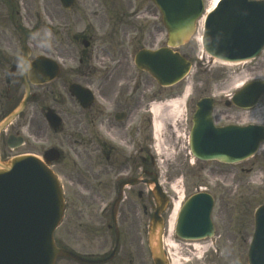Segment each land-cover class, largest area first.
I'll list each match as a JSON object with an SVG mask.
<instances>
[{
	"label": "rangeland",
	"instance_id": "374dc122",
	"mask_svg": "<svg viewBox=\"0 0 264 264\" xmlns=\"http://www.w3.org/2000/svg\"><path fill=\"white\" fill-rule=\"evenodd\" d=\"M109 1L117 7H128L132 2L133 6L130 9L133 12L144 9V13L147 15L138 13L142 14V17L136 20L130 19V21L132 23H142L149 29L150 33H154V40L152 38L149 40L152 46L158 44V47H162L165 45L166 34L161 24L158 23L160 21L159 13L155 8V11L152 9L153 4L149 0L140 3H135L133 0ZM209 2L211 0H204L205 4L210 5ZM120 9H118L117 17L115 19L112 17V19L110 16H112L113 11L103 6L100 7L98 22L104 24L111 21L120 22ZM10 12L11 8H8L5 4L0 5V27L2 28L0 33L3 32L4 34V36L1 34V40L7 43L9 47V49H6L4 45L5 48H1L4 55L15 54L18 51L22 53L21 42L17 39L16 27L9 18ZM16 12H19L20 15L17 16ZM13 13V20L16 23L20 18L25 29L31 27L36 33L34 48L31 47L33 50L32 57L43 55L58 58L62 61L64 59H76V55L71 54L69 48L62 47L60 44L61 19L64 12L56 0H16ZM85 22V20L79 19L74 21L73 24L80 29ZM154 25L157 27L156 30L153 28ZM159 29H162V32H159ZM96 33H99L98 30H96ZM118 35L120 36V34ZM113 48L115 54L104 59L102 65L109 68L116 67L117 71L112 77L114 83L118 78L122 79V69L129 68L130 72L139 75L140 84H137V92H132L130 88L131 85L137 83L136 81L127 83L124 103L115 107L109 91L100 90V94L107 100V103L106 110L99 111L93 107L87 110L80 109L76 100L67 97L62 89L59 91L60 96L56 97L58 103H54L48 93L43 94V88L34 86L31 88V96L23 113L14 120L5 132L0 134V158L5 160L26 154L40 157L52 145L63 151L65 160L55 165L53 170L57 173L64 191L66 190V201L68 200V203L66 202L65 205V218H63L54 234L56 245L58 247L67 245L73 252L89 254V259H100L111 253L115 238L112 233H107V240L104 246L101 247V234L94 233L95 228L91 227L90 221L94 219L97 222H104L110 218V212L104 217L98 215L103 203H113L117 194L119 182L115 183L116 178L114 177L116 175L114 173L118 171H112L110 167L113 165L114 168H117L118 165L127 162V166L133 170L132 176L135 177L137 176L135 169L144 164L141 148L148 145L151 150L154 145H158L164 151L163 155H158V160L164 164L160 180L164 190L171 197V201L176 200L182 194L186 198L199 191V188L213 195L217 200L212 217L216 225V233L210 239L201 240L204 243H198H209V248L203 252L195 251L193 247L195 241L179 240L173 233L171 241L175 242L176 248L173 249L167 246L165 248L166 256L171 261L177 260L178 264H247L246 253L252 235V214L255 207L264 204V144L260 146L254 157L235 165H222L215 162L201 164L195 162L194 165H191L185 156L182 136L190 128V117L194 111L195 103L205 96H212L216 100L214 120L218 125L247 123L249 120L244 118L245 114L252 115L254 112L257 114L252 116V121L249 122L264 124V97L257 107L249 111H241L235 107L226 108L224 105L226 96L234 94L237 90L235 84L231 85L234 81L240 78L247 82L264 79V51L260 58L245 64L221 65L211 60L208 55H202L198 50L195 38L191 37L186 46L180 50L192 62L189 74L176 86L163 88L157 85L148 75L131 65L128 51L126 54L118 51L119 48L124 49L118 39L115 40ZM119 54L120 59L117 62L115 59L118 58ZM86 60L88 61V59ZM74 62L72 61V63ZM1 81L2 77L0 76V85ZM83 82L88 83L89 81L84 78ZM186 87L189 88V99L185 104V108L179 115L176 114L175 118L178 134L173 135L171 126L163 123V129H161L159 136L153 140L151 126L147 125L140 117L144 115L147 108L149 110L152 103L164 102L179 97ZM94 91L98 94L97 89ZM22 94L23 88L21 86L15 91L8 92V94L2 92V87H0V120L11 108L17 105ZM137 99L139 104L136 108H133ZM141 99L148 100L147 108L143 107L144 103ZM47 106H53L60 113L64 123H70L74 118L81 119L84 126V138L77 137L74 125H72L71 130L63 131L62 134L57 136L46 132L45 128L47 126L42 112ZM129 111H131L130 116L127 115ZM117 113H125L126 119L122 122H116L114 117ZM35 121H40L41 130L39 132L36 130ZM92 122L93 124H90ZM107 123L124 124L125 128L128 126L129 133L127 137L119 138L122 133L115 134L111 132L106 126ZM79 133H82V129ZM8 135L24 137V145L15 150H10L6 146ZM94 135H98L102 139L103 137H109L115 142L116 149L126 153H118L112 156L113 152L110 149L104 154L92 153L95 149L100 150L103 148L99 143H94ZM75 150L78 151L79 156L74 153ZM107 154L110 156L108 161H106ZM67 156L76 161L78 169L67 162ZM105 168H108V172L105 171ZM125 173L126 171L123 170L119 174ZM74 174L81 177L86 189L80 191L76 186L77 190L72 189L71 184L64 176H73ZM174 183H178L177 194L170 188L171 184ZM69 189L72 190L75 198L86 197V199L73 198V196H70ZM141 189L145 191V187L141 186L124 190L125 196L129 197V200L118 204L116 218L119 230L122 231L119 235L128 233V239H126V247L122 251H118L115 258L108 264H153L146 236V225L151 216L150 208L153 202L151 201L149 204L145 196L140 197L138 195ZM128 191H130L129 194H127ZM169 205L163 214L164 238L169 234L167 221L172 202ZM145 209L149 211L148 216L144 213ZM246 212L250 214V228L248 233L243 230V233H241L239 225ZM123 243L124 241L121 239L119 248ZM128 243H130V246ZM138 243L139 248L137 249ZM55 264L77 263L68 259H57Z\"/></svg>",
	"mask_w": 264,
	"mask_h": 264
},
{
	"label": "water",
	"instance_id": "95a60500",
	"mask_svg": "<svg viewBox=\"0 0 264 264\" xmlns=\"http://www.w3.org/2000/svg\"><path fill=\"white\" fill-rule=\"evenodd\" d=\"M151 1L161 12L162 22L168 33L167 45L173 48L182 45L188 39L196 18L203 10L201 0ZM259 6L260 4L254 0H224L208 19L207 24L211 26L213 42L208 35L206 49L212 52L210 45L224 52L222 32L231 34L230 37L235 38V41H241L237 37L238 32L255 29L258 17L249 15ZM263 43L264 40H261L252 46L259 49ZM256 53L257 51H253L251 56ZM137 66L147 70L162 84L175 82L189 68L188 63L169 48L139 53ZM33 68L36 70L37 83L48 81L54 74L40 63H36ZM167 68L175 71L166 74ZM28 92L25 83L24 100L0 122V131L22 111ZM263 92L264 86L261 88L253 86L236 94L233 102L239 107L252 106ZM205 118L210 121L209 117ZM199 121V117L196 116L195 124L197 125ZM249 131V128L245 131L235 127L217 131L211 151L202 158L219 159L226 163L246 158L255 150L258 143L264 140V130L257 139H253L254 143L246 135ZM21 143L22 140L19 138L16 143L9 146L17 147ZM210 143L208 136L194 134L193 146L205 149ZM50 174L32 157H17L5 163L0 162V264H54L58 256L94 264L66 250L57 249L54 245L52 232L62 215V199L58 186ZM154 193L158 207L150 225L149 248L154 264H166L161 243L162 223L158 215L164 201L158 190ZM211 206L212 200L207 194L191 197L179 214L176 235L183 240L212 237L214 228L209 219ZM256 215V231L248 252V264H264V206L259 208Z\"/></svg>",
	"mask_w": 264,
	"mask_h": 264
},
{
	"label": "flooded vegetation",
	"instance_id": "af4514ba",
	"mask_svg": "<svg viewBox=\"0 0 264 264\" xmlns=\"http://www.w3.org/2000/svg\"><path fill=\"white\" fill-rule=\"evenodd\" d=\"M15 1L16 0H0V5L3 6L5 4L8 8H11L9 18L11 19L12 24L16 27L17 31L19 32L20 36H18L19 37L18 39H21V42L23 43V36H24L25 40L26 39L28 40L30 47L34 48V45L36 42L35 31L31 27L27 28V31H25V29L22 27L21 29L23 33L22 35L19 29L17 28V26L19 25L18 22L21 21L20 18L17 23L16 21L13 20V14H14L13 9H14ZM102 6L108 10L113 11L112 16H110V18L114 17V19L118 15V9L121 8L120 9L121 13L119 14L121 18L120 22L111 21L108 24L101 23L100 21L98 22V18H100L99 9ZM132 6H133L132 2L129 4L128 7H124V6L117 7L115 6V4L111 3L109 0H98V1L97 0H74V5L70 9L65 10L61 7L62 11L64 12V15H63V18L61 19L62 28H61L60 44L62 47L65 46L69 48V51L71 52V54L76 55V59L75 58L69 59V60L64 59L65 61L64 62L61 59L57 58L61 64V70L54 81H51L50 83L45 85V87L43 88V91H44L43 94L48 93L52 101L54 103H58V100L56 99V97L60 96L59 91L62 89L67 97L75 100L74 98L75 90L73 89V87L74 86L76 87L78 85L86 89H91V90L97 89L98 95L100 99L104 101V104L107 103V100L100 94L99 92L100 90L109 91V94L112 99V103L114 104L115 107L116 105L123 104L124 99L126 98L125 86L129 82H133L132 72H130L129 68L122 69L121 70L122 79L118 78L114 83L112 77L117 71L116 67L109 68L108 66H103L102 61L106 59L109 55L115 54V49L113 48V46H114L116 39H118L124 46V49L119 48L118 51L124 52L125 54L127 51H128V54H130L132 50L139 51L142 48L150 47L152 46L149 43L150 38L154 40V33H150L149 29L145 27L144 25H142V23H132L130 21V19L136 20L142 17V14H138V13L145 12L144 9L136 10L135 12H133L130 9L132 8ZM16 15L19 16L20 13L16 12ZM79 19H83L86 21L84 26L80 29H78L73 24L74 21H77ZM153 28L155 30L157 29L155 25ZM162 29H159V32H162ZM1 30L2 28L0 27V32ZM96 30H98L99 33H96ZM1 34L4 36L3 32L0 33V48L1 46H4V45L7 46V43L1 40ZM118 34H120V36ZM157 45L158 44L154 46H157ZM7 49H9L8 46H7ZM31 56H32V53L30 52L29 57ZM22 57L23 56L20 53L4 55V52L0 51V76L1 77L6 76V74H8L7 71L11 68L14 72V79L17 78L16 80H18V78L20 77ZM86 59H88V61ZM119 59H120V54L118 58L115 59V61L118 62ZM72 61H75V62L72 63ZM96 65L99 68H96ZM11 75L12 74H8L7 77ZM60 76L63 78L61 79ZM84 78H86L89 82L88 83L83 82ZM137 90H138V86L135 88L134 92H137ZM8 91H9V88H8ZM138 99L133 105V108H136L138 106L139 104ZM147 101L148 100H142V102L144 103L143 107L147 105ZM90 107L92 108L93 105H91ZM47 108L52 109L61 118L60 113L53 106H47L45 110ZM80 109L82 108L80 107ZM105 110H99V111H105ZM130 114H131V111L127 112L128 116H130ZM90 124H93V122ZM72 125L76 127L75 134H77V137H79L80 139H83L84 138V134H83L84 126H83L82 120L79 118L72 119L70 123L69 122L64 123L62 120V126L58 128H52L50 125L46 124L47 128H45V131L52 133V135L54 136H57V135L62 134L63 131L71 130ZM35 126H36L37 132H39L41 130L40 121H35ZM106 126L108 127V130H110L111 132H114L115 134L122 133V135H120L119 138H122L123 136L127 137L129 133L128 131L129 127L127 126L125 128L124 124L107 123ZM80 129H82V133H79ZM93 141L94 143H99L103 147L100 150H97V149L93 150L94 152L92 153L94 154L95 152L96 153L98 152L99 154H104L106 153L108 149L112 150L113 152L112 156H115L118 153H126L125 151L116 149V147L111 142L100 138L98 135H94ZM50 147H54V146L52 145ZM141 151L143 154L142 158H143L144 164L140 165V167L135 169L137 176L135 177L132 176L133 170L129 166H127V162H124L118 165L117 168H114L113 165L110 168H112V171L113 170L118 171L117 173H114L116 175L114 178H117L118 176L119 183L122 181L124 182L125 180H128V179H138L139 181H141L137 185L141 187H145V191L141 189L138 195L140 197L145 196L146 200L150 204L152 200V194L150 193L148 189V183L150 180L148 145H144L141 148ZM74 153L79 156L77 150H75ZM60 154H61L60 156L61 158H60V161L57 162V164L65 160V157L64 155H62V152ZM129 155L132 156L131 154ZM41 156H43V154ZM108 159H110V156L107 154L106 161H108ZM67 162L73 164V167L75 169H78V167L76 166V163L72 161L69 156H67ZM123 170H125L126 173L119 174ZM105 171L108 172V168H105ZM64 177L72 184V189L77 190L75 186H77L80 191L83 189H86L84 187L85 184L82 183V180L80 179L78 174H74L73 176L67 175ZM132 188L134 187H130L128 190H131ZM124 190L122 191V194L124 195V197H122L121 202L123 201L125 202V200H129V197L125 196L126 193ZM69 192H71L70 196H73V198H75L74 193L72 192L71 189H69ZM129 193L130 191L127 192V194ZM117 194H118V188H117ZM117 194H116V197H117ZM68 199L70 198L68 197ZM75 199H78V198H75ZM151 208H153V206H151ZM144 213L146 214V216H148L149 211L145 209ZM111 222H112V213L110 215L109 220H105L104 222H97V224L94 227L95 228L94 233L101 234L100 236L101 237L100 239L102 241L101 247L104 246L105 241L107 240V237H106L107 233L113 234L115 238L114 246L116 244V231L112 229ZM118 233H122V231L119 230ZM127 235L128 233H123L119 235V241L121 239L124 241V243L121 245V248H119V244H118L117 249L119 252L122 251L126 247V239H128ZM128 244L130 246V243ZM138 248H139V243L137 244V249ZM117 249H116V252L118 253Z\"/></svg>",
	"mask_w": 264,
	"mask_h": 264
},
{
	"label": "bare ground",
	"instance_id": "6f19581e",
	"mask_svg": "<svg viewBox=\"0 0 264 264\" xmlns=\"http://www.w3.org/2000/svg\"><path fill=\"white\" fill-rule=\"evenodd\" d=\"M217 1L218 0H211V2H209L210 5H208V3H207L206 9L209 10V9L213 8L215 6V4L217 3ZM198 25L201 27L202 19L198 22ZM217 62L222 64V65H227V66H233V65H240V64L248 63L247 61L234 62V63H227V62H221V61H217ZM243 83H244L243 79L240 78V79L234 81V83L231 85L235 84V87L238 88V87L242 86ZM188 97H189V88H186L184 90V93L182 96L176 98L175 100L167 101V102H164L162 104H158L157 106H154L152 108V113L155 117L154 127H155L156 132H160L161 129H163L162 128L163 123L167 126L173 125L174 130L175 131L178 130L176 128L177 125L175 123L176 114L179 115L181 113L182 108H183L184 104L186 103ZM256 114H257L256 112H254L252 115H250V114L246 115L245 114L244 118L246 120L252 121L251 117L255 116ZM182 197L183 196H180L176 200H174L172 212L168 216L167 227H168L169 234L167 235L166 238H163L164 249L167 246H169L173 249L176 248L175 242L171 241V237H172V234H173V231L175 228V222H176V217H177V214L179 211V207H181ZM198 243H204V242H195V244H193L195 251L203 252V251H206L210 246L209 243H205V244H198ZM170 264H178V263H177V260L176 261L173 260V261H170Z\"/></svg>",
	"mask_w": 264,
	"mask_h": 264
}]
</instances>
